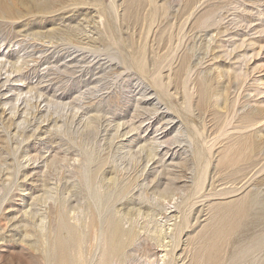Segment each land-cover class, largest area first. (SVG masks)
I'll return each mask as SVG.
<instances>
[{
    "label": "rangeland",
    "instance_id": "374dc122",
    "mask_svg": "<svg viewBox=\"0 0 264 264\" xmlns=\"http://www.w3.org/2000/svg\"><path fill=\"white\" fill-rule=\"evenodd\" d=\"M106 219L123 264H264V0H0V264Z\"/></svg>",
    "mask_w": 264,
    "mask_h": 264
},
{
    "label": "bare ground",
    "instance_id": "6f19581e",
    "mask_svg": "<svg viewBox=\"0 0 264 264\" xmlns=\"http://www.w3.org/2000/svg\"><path fill=\"white\" fill-rule=\"evenodd\" d=\"M135 3V2H134ZM133 5V4H132ZM13 10V9H12ZM103 164V163H102ZM202 172L203 171H201V172H199V176L201 177V179H202V176L201 175H203L202 174ZM203 178H205V176L203 177ZM203 180V179H202ZM98 187H100V186H98ZM166 187V186H165ZM102 188V187H101ZM95 192V191H94ZM107 197V196H106ZM148 201H149V199H148ZM99 207V206H98ZM105 207V206H104ZM180 208V207H179ZM93 214V213H92ZM91 215V214H90ZM91 217H92V215H91ZM99 217V216H98ZM76 218V217H75ZM81 218V217H80ZM78 220H79V223H81V221H80V219L79 218H77ZM77 219H76V221H77ZM87 219H89V218H86V220ZM92 219L94 220V217H92ZM92 219H90L91 220V222H92ZM108 219V218H107ZM106 219V220H107ZM182 219V218H181ZM106 220H105V222H106ZM111 219H109V222H111L110 221ZM88 221L89 220H87V224H88ZM98 221V220H97ZM100 221V220H99ZM115 221V220H114ZM119 221H120V218H119V220H118V222L117 223H119ZM90 222V223H91ZM109 222H108V220H107V223H108V225H109ZM116 222V221H115ZM114 222V223H115ZM61 223V222H60ZM78 223V224H79ZM95 224H97L96 222H94ZM93 223V224H94ZM106 223V224H107ZM112 223V225L111 226H113V225H117L116 223L114 224L113 223V221L111 222ZM110 223V224H111ZM161 223V222H160ZM167 224V223H166ZM181 225H183L184 224V222L183 221H181V223H180ZM108 225H106V226H108ZM121 225V224H120ZM120 225H117L116 227H114V229H112L111 228V230L112 231H109L110 230V228L109 227H111V226H109V227H106V230L107 231H104L103 233H102V237L100 238V245H99V247L101 248L100 249V254H97L96 255V258H98V260L96 259L95 260V258H93L92 257V255H90L91 257H88L89 255L88 254H86V253H84V250L83 249H85V247L83 248L82 247V245L83 244H86V243H83V242H81V244H80V252H79V255L77 254V257L79 258V261H77V263L76 264H113V262H114V264H115V262L117 263V264H123V262H124V256H123V252H124V249H125V247L127 246V245H129V244H132L136 239H137V236L139 235V233H137V232H134V231H136V230H134L133 229V231L131 232L130 230H128V231H126L125 232V229H122L123 227H122V225L120 226ZM87 226V225H86ZM97 226V227H96ZM157 226H159V225H157ZM161 226V225H160ZM156 227L157 228V231L159 232V233H161V230H162V228L161 227ZM88 228L89 227H91V225L89 224L88 226H87ZM92 227H94V226H92ZM99 226H98V224L97 225H95V228H98ZM103 227H105V225L103 226ZM154 227V228H155ZM95 228H94V230H95ZM102 228V227H101ZM90 229V228H89ZM100 229V228H99ZM104 229V228H103ZM109 229V230H108ZM153 229V228H152ZM174 229V228H173ZM92 230H93V228H92ZM91 230V232H92V234H91V232L89 233L90 235L89 236H92V235H95V234H93L94 232ZM96 230H98V229H96ZM172 230V229H171ZM182 230H183V227H182ZM90 231V230H89ZM153 231V230H152ZM156 231V230H155ZM156 231V232H157ZM99 232H101V231H99ZM109 232H110V234H109ZM157 232V233H158ZM163 232V231H162ZM81 233V232H80ZM97 233H98V231H97ZM51 234V233H50ZM98 235V234H97ZM82 236V235H81ZM84 236V235H83ZM82 236V237H83ZM163 236V235H162ZM98 237V236H97ZM81 238V237H80ZM86 238V237H85ZM85 238H83V239H85ZM91 238V237H90ZM96 238V236H94L93 238H91V240H94ZM87 239H89V238H87ZM87 239H86V241H87ZM164 239V238H163ZM80 240V239H79ZM90 240V241H91ZM177 235L175 236V241H176V243H175V245L177 246ZM47 241V240H46ZM82 241V240H81ZM95 241V240H94ZM3 243V242H2ZM83 243V244H82ZM90 243H93V241L92 242H90ZM94 243H96V242H94ZM172 243V242H171ZM48 243L46 242V245H47ZM88 244H89V241H88ZM97 244V243H96ZM94 245V244H93ZM84 246V245H83ZM92 246V245H91ZM97 246V245H96ZM87 247H89V245L87 246ZM128 247V246H127ZM178 247V246H177ZM39 248H41V247H39ZM78 248H79V246H78ZM89 248H92V247H89ZM45 249V248H44ZM93 249H95V248H93ZM87 250H89V249H87ZM77 251H79V249L77 250ZM93 251V250H92ZM85 252H86V250H85ZM90 252V251H89ZM95 252V251H94ZM99 252V251H98ZM64 253H66V252H64ZM87 253H88V251H87ZM90 254V253H89ZM95 254V253H94ZM45 255V254H44ZM99 255V256H98ZM168 255V254H167ZM175 256V255H174ZM30 257V256H29ZM48 257V256H47ZM46 257V259L48 260V258ZM55 258V257H54ZM50 260V259H49ZM78 260V259H77ZM94 260H95V262H94ZM50 263V262H49ZM174 263V262H173Z\"/></svg>",
    "mask_w": 264,
    "mask_h": 264
}]
</instances>
